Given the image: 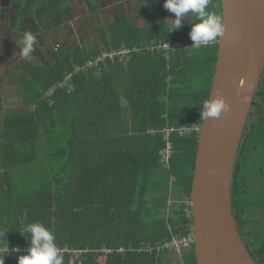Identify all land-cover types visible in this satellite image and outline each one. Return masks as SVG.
Listing matches in <instances>:
<instances>
[{
  "label": "trees",
  "instance_id": "16d2710c",
  "mask_svg": "<svg viewBox=\"0 0 264 264\" xmlns=\"http://www.w3.org/2000/svg\"><path fill=\"white\" fill-rule=\"evenodd\" d=\"M209 9L223 16L221 0H211ZM191 19L171 31L164 21L137 26L120 16L101 29L103 45L74 44L54 53L47 69L36 68L24 89L27 108L16 115L25 121H17L15 131L7 116L0 135V199L13 196L0 217V247L20 249L0 252L4 264H18L27 254L26 229L35 222L53 230L63 264L155 263L162 254L141 247L193 233L189 202L198 129L218 44L151 49L170 39L193 42L197 18ZM67 73L71 81L58 86ZM255 100L238 150L232 207L250 253L264 264V73ZM167 127L185 131L166 136ZM168 144L172 154L165 162ZM13 167H20L21 184L8 192L1 183ZM103 246L113 251L111 263L98 261ZM185 253L186 264H197L194 245Z\"/></svg>",
  "mask_w": 264,
  "mask_h": 264
},
{
  "label": "water",
  "instance_id": "95a60500",
  "mask_svg": "<svg viewBox=\"0 0 264 264\" xmlns=\"http://www.w3.org/2000/svg\"><path fill=\"white\" fill-rule=\"evenodd\" d=\"M225 33L209 98L231 105L203 120L190 194L197 264H257L232 207L239 146L264 72V0H221Z\"/></svg>",
  "mask_w": 264,
  "mask_h": 264
},
{
  "label": "crops",
  "instance_id": "0c3cea01",
  "mask_svg": "<svg viewBox=\"0 0 264 264\" xmlns=\"http://www.w3.org/2000/svg\"><path fill=\"white\" fill-rule=\"evenodd\" d=\"M92 1L93 0H50L48 2V0H0V131L4 127L6 117L9 115L14 118L12 120L8 117L10 129L13 130L15 128L16 131L21 128L17 121H25L22 118H25L26 116H23L20 119L19 117L17 118L16 115H23L21 112L27 108V103L25 104L23 101L24 89L27 88V83L31 81L32 74H37V67L47 69L51 63L53 64V50L56 51V49H60L61 45L56 42L53 49L48 44L49 39L45 36L46 34L51 32H53V34H59V29L62 27L65 28L68 33L65 45L70 49L73 45L70 44L69 46V43L74 41L78 45L81 43L84 44L85 41H89V43L86 42V45L97 43L99 41L98 38L90 37L91 34L96 33L94 25H98V27L104 25L103 27H106L107 25L112 24V22H109V18L107 16L105 18L104 15L106 12L111 11L109 8L110 5L105 2L107 0H99L100 3L98 4L96 2L94 5H92ZM77 5H81L88 13L74 12ZM97 5L100 6V8H98ZM94 10H98V18L95 17ZM85 17H87L86 24L84 22ZM30 19H32V22H30ZM97 19H100V21L103 22H98ZM93 20L95 22H93ZM50 21L54 22L49 24ZM79 21L80 26L84 31L83 33L85 34L80 35L77 32L76 25ZM19 22L24 24L19 25ZM29 31L36 35L38 45L33 53L34 63H31L29 58L28 62H30L31 66L28 65L27 67H21V63L27 59L26 57L21 56L22 37L25 32ZM100 34L102 36V32H100ZM94 39L95 41L90 42ZM79 40L82 42H78ZM124 50L126 49L119 51ZM52 52L53 54H51ZM6 72L11 80V85L9 82L8 85L10 86L4 87L6 84V78L4 77ZM17 72H20V74H17ZM72 75L73 73H67L65 79L62 80L58 86L63 87L68 85L72 79ZM6 88H9V93H7V98L5 99L2 90H6ZM27 118H30L29 115H27ZM1 142L2 139L0 138V143ZM16 145L17 142L14 143V146ZM19 170L20 167H13L10 169L9 181L7 180L1 183L4 190L10 192L11 182L13 183V181L16 182L20 179ZM2 173L3 170L1 171V175ZM3 194L4 192H0V195ZM12 197L13 196L8 194V198L0 199V217H3L4 203L7 199L8 201H11ZM0 239L2 238L0 237ZM6 249L8 251H16L19 247L17 245L0 247L1 251ZM106 249L110 248L103 246L102 254L98 257V261H109V253L106 252ZM173 253L177 255L175 261H155V263L154 261H130V264H186L185 261H183V255L175 252ZM109 263H111V261H109Z\"/></svg>",
  "mask_w": 264,
  "mask_h": 264
},
{
  "label": "clouds",
  "instance_id": "9594fccd",
  "mask_svg": "<svg viewBox=\"0 0 264 264\" xmlns=\"http://www.w3.org/2000/svg\"><path fill=\"white\" fill-rule=\"evenodd\" d=\"M210 2L211 0H165L163 7L175 14L171 31L181 29L184 26L183 18L191 13L197 18V22L192 23L189 33L190 39L194 42L192 47L208 46L214 41L217 42L225 33L224 18L209 9ZM37 45L36 35L30 31L25 32L22 37L21 56L30 57ZM230 108L231 105L226 99L217 94L215 98L211 97L202 103L201 118L219 119ZM26 230L31 234L30 247L27 254L18 257V264H63L61 249L55 242V235L51 228L41 222H35L29 224ZM4 258L0 259V264H4Z\"/></svg>",
  "mask_w": 264,
  "mask_h": 264
},
{
  "label": "rangeland",
  "instance_id": "374dc122",
  "mask_svg": "<svg viewBox=\"0 0 264 264\" xmlns=\"http://www.w3.org/2000/svg\"><path fill=\"white\" fill-rule=\"evenodd\" d=\"M50 0H48V2H49ZM52 1V0H51ZM114 2H117L118 0H113ZM97 2V0H93L92 1V5H94L95 3ZM98 6V5H97ZM148 8H150V6H147ZM98 8H100V6H98ZM145 8H146V5H144L142 8H141V10H142V15H141V17L143 18V21L144 22H141L142 24H144V25H149L150 23H152V22H155V21H160V20H157L156 18H153V17H151L152 16V14H150V13H145L144 14V10H145ZM116 9L119 11L118 13H116L117 12V10L115 11V10H113V12H111V11H109V12H106L104 15H105V18H106V16L109 18V22H112V23H114L115 22V20H117L118 19V17H120V16H124L125 18H126V14H125V9L123 8V6L121 5V4H119V5H116ZM151 9V8H150ZM148 10V12H149V9H147ZM74 12H79V13H81V12H83V13H85L86 11H85V9L81 6V5H77L76 6V9L74 10ZM73 12V13H74ZM105 12V11H104ZM111 12V13H110ZM86 13H88V12H86ZM94 15H95V17L96 18H98L99 17V12H98V10H94ZM86 15V14H85ZM92 17V16H91ZM159 19L160 18H163L162 19V21H164L165 22V24H167L170 28H171V30H172V25H173V19H175V14L174 13H171L170 11H168L167 10V14H165V16L164 17H161V16H159L158 17ZM192 18V14L191 13H189L185 18H183V24L184 23H188V22H190V20H192L191 19ZM98 20V22L100 21V19H97ZM86 21H87V17H85V19H84V22H85V24H86ZM30 22H32V19H30ZM54 21H50L49 22V24H52ZM93 22H95L94 20H93ZM100 22H103V21H100ZM139 23H140V18H139ZM140 23V24H141ZM22 24H24V23H20L19 22V25H22ZM141 24V25H142ZM107 25V24H106ZM77 32L80 34V35H82V34H85V33H83L84 31H83V29L81 28V26H80V21L77 23ZM103 26L104 25H100L99 27H98V25H94V29H95V31H96V33L95 34H91L90 35V37L91 38H98V40L101 42V44L103 45V38H102V36H101V34H100V32L102 31L101 29H103ZM59 31H60V33L59 34H53V32H51V33H49V34H46L45 36L49 39V42H48V44L54 49V47H55V44H56V42L57 43H59V45H61L60 46V49H56V51H54L53 50V52L54 53H56V54H59V53H65V52H67L68 50H67V46L65 45V40L67 39V36H68V33H67V31H66V29L65 28H60L59 29ZM82 40V39H81ZM83 41V40H82ZM82 41H78V42H82ZM93 41H95V39L94 40H92V41H90V42H93ZM86 42L87 43H89V41H85L84 42V44L83 43H81L80 45H86ZM70 44H72V45H74V44H76L75 43V41L74 42H70L69 43V46H70ZM27 59H25L22 63H21V67H27L28 65L29 66H31L30 65V62L31 63H34V56H33V54L30 56V57H26ZM30 58V62H28V59ZM17 74H20V72H17ZM14 77H15V75H14ZM65 79V78H64ZM56 86V85H55ZM52 92V90H49L48 92H47V94H49V93H51ZM129 112H131V109L129 110ZM1 123V122H0ZM8 126H9V124H8ZM4 130V127H3V129L0 131V135H2L1 134V132ZM24 183H26L27 185H29L28 184V181H27V178H26V180L24 181ZM12 185V187L14 188V186L15 187H17V188H19L20 189V182H13V183H11ZM14 190H12V192H13ZM169 203H171L170 201H169ZM169 209V211H170V207L168 208ZM0 215H1V206H0ZM188 252H189V250H188ZM192 252V251H191ZM162 255L159 257V260L158 261H175V259H177V255L176 254H174L173 252H166V253H161ZM182 255V254H181ZM185 257L187 256V253H185V255H184ZM186 260V258H184V260L183 261H185Z\"/></svg>",
  "mask_w": 264,
  "mask_h": 264
},
{
  "label": "built area",
  "instance_id": "2783aa9c",
  "mask_svg": "<svg viewBox=\"0 0 264 264\" xmlns=\"http://www.w3.org/2000/svg\"><path fill=\"white\" fill-rule=\"evenodd\" d=\"M193 44H194V42H184V41L177 42L174 40H168V41L162 42L159 45H155V46L151 47V49L154 50L155 48H158V49L164 48L165 50L169 51L170 49H173L177 46H183L185 48L192 47ZM197 46H199V45H197ZM197 46H194V47H197ZM126 52H127V50L113 51L111 53L104 54L101 57H97L94 60H89L87 62V65L88 66H97L98 63L100 62V60H103L106 56L113 57L115 55H120L122 53L125 54ZM173 131H179L180 133H182L185 130L181 129V128L177 129L175 127H167L164 129L166 136H169V134ZM171 154H172V146H171V144H168L167 148L164 149V151L162 152L163 161L168 162ZM193 245H194V236H193V234H189V235L183 236V237L173 236L172 238L166 239L161 244L156 245V246L145 245V246L141 247L140 250L146 251V252L151 253V254H154V253L160 254V253H165V252H175L178 254H183L185 251L190 250ZM119 251L125 252L126 249L124 247H121ZM0 252H2V251L0 250ZM106 252L112 253L113 251L111 249H106Z\"/></svg>",
  "mask_w": 264,
  "mask_h": 264
},
{
  "label": "flooded vegetation",
  "instance_id": "af4514ba",
  "mask_svg": "<svg viewBox=\"0 0 264 264\" xmlns=\"http://www.w3.org/2000/svg\"><path fill=\"white\" fill-rule=\"evenodd\" d=\"M5 1H7V0H5ZM105 2L108 5H110L109 8L111 9V12H113V10H115V11L117 10L116 5L121 4L126 11L125 12L126 20L130 24H134L137 26H144V24L141 23V22H144L143 18L141 17V15H142L141 8L144 5H146V8L144 10V14L150 13V14H152L151 17L156 18L157 20L162 21L163 18L159 19L158 17L159 16L164 17L165 14H167V10L163 7L165 0H118L117 2H114L113 0H107ZM97 3L99 4L100 1L97 0ZM147 6H150L151 9L148 8ZM147 9H149V12ZM118 12L119 11L117 10L116 13H118ZM139 18H140V23L142 25L139 23ZM4 77L6 78V84L4 87L10 86L11 80L9 79L7 72L5 73ZM9 82H10V85H8ZM8 90H9V88H6V90L5 89L2 90V93H3L5 99L7 98V93H9Z\"/></svg>",
  "mask_w": 264,
  "mask_h": 264
}]
</instances>
